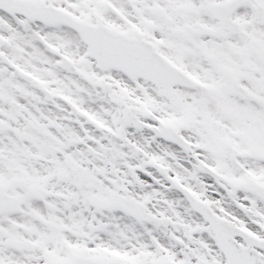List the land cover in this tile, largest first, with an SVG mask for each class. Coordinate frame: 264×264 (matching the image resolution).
<instances>
[{"label": "snow or ice", "instance_id": "snow-or-ice-1", "mask_svg": "<svg viewBox=\"0 0 264 264\" xmlns=\"http://www.w3.org/2000/svg\"><path fill=\"white\" fill-rule=\"evenodd\" d=\"M0 264H264V0H0Z\"/></svg>", "mask_w": 264, "mask_h": 264}]
</instances>
